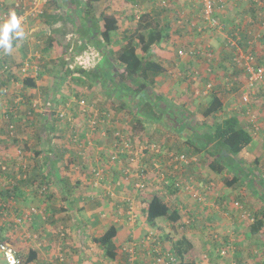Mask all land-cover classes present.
<instances>
[{
	"label": "rangeland",
	"instance_id": "rangeland-1",
	"mask_svg": "<svg viewBox=\"0 0 264 264\" xmlns=\"http://www.w3.org/2000/svg\"><path fill=\"white\" fill-rule=\"evenodd\" d=\"M150 1H152V4ZM166 1L167 0H137L134 2V6L130 5V12L133 11V13L137 16L139 13L148 11L153 17L158 19L161 24L165 22V16H167V20H169L173 13V15L176 14V18L178 17L183 19V22H176V25L179 28L177 29L181 33L178 34V31L176 32L173 30V37H169V39L177 40V44H190L189 50L192 48L191 45L200 47L202 51V54L200 55L203 56V58L201 56L197 57L195 55L190 56L185 54L183 57L182 55L178 56L179 49H177V44L172 41L170 42L169 40L167 41V50L173 51L174 57L177 58L163 56V59H161L165 63V70L168 71V74L166 73L164 76L166 77L165 85L169 89L151 90L152 94L158 93L161 95L158 97L159 103L154 106L153 109L152 102L156 103L157 100L156 97L148 94L150 88H147L146 92H134V83L128 84L130 86V90L127 91L119 89L114 85L111 86L110 83L109 86L107 84L102 87V84L99 82L102 80L101 72L104 74L103 77H106L110 81L114 80L116 76L114 73H118V71L121 70L114 62L113 55L115 50H117L121 44H124L125 42L123 34L126 33L129 35V33L132 32V28L136 26L137 21V18L135 17L126 20L121 14H124L123 9H120V7L113 2V0H100L94 3L95 5L91 10V16H94L93 20H96V25H92L91 30L88 31V35L92 37L94 36L95 38H90L87 42L82 41L83 36L80 35V32L78 31L81 19L90 15V13H86L84 11L85 6L82 2L78 4L77 9L75 6L73 11L68 9L64 12H58V14H61L57 17L59 18V24H53V22L47 24L44 21L46 18L45 16H40L36 19H27L25 21L22 25H25V27H22L25 35L21 38V40H18L16 49L18 46H21L22 43L25 48L23 53L21 52V49L18 51L17 58L19 55L21 56L26 53V57L24 56L25 60H32V64L37 65V74H35V70L33 69L28 71V74L26 75L35 79L34 81L36 86H24L23 81L17 73L19 67L15 65H17L16 63L19 62V59L24 60L23 56L16 59V61H12L11 59L7 61L8 66H11V71L15 75V78L14 80H8L6 85V88L8 89L7 93H0V184H4L3 186L6 188L12 187V183L15 184L16 175L18 173V171L14 169L17 151L23 153L22 150L34 147L33 144L36 141L41 142L42 135L45 136V140L43 141L44 145L47 142L46 138L51 134L54 138L59 136L61 139L64 137L67 138L69 134L70 137L68 141H71L72 144L78 143L74 145H78L79 149L92 146V144H90L92 137L99 136L98 140H101V143L98 147H100L99 150L103 153V158L105 157L106 159V161H104L105 165L103 164V170L105 171L106 166L108 167L112 164L111 162H113L111 160V155L115 150L113 148L114 142L112 139L116 138V132H118L119 134H124V138L129 140L131 145L130 150L132 152H136V150H138V154H131L133 160H128L130 164L129 168L131 170L130 174L128 175L127 173V176H119V178L116 179L120 182L122 180L123 182H128L136 175L135 169H137L141 164V166L145 169V172L147 171L152 178L154 177L153 179L156 178L155 180H159V174L161 172L163 173V179H165L164 181H166L167 185H165L162 190H166L169 194L167 187H169L175 179V177H172L171 173L172 170H176L173 167L174 164H165L162 167V171L153 170L150 165L151 159L154 161L153 157L148 161H145V158L150 156L151 152H155L153 150H149L148 148L142 150L139 147L152 144L155 145L156 148H159L160 153L165 152L166 150L174 152H183L187 150L188 148L182 147L180 143H183L187 140V138H193V134L195 132L201 128L203 129V127H201L203 117L200 112L203 109L202 107H205L206 104V97L204 95L214 89H219L220 98L224 102L222 109L216 113V117L221 119L227 115L239 112L237 115H239L243 120L245 115L243 114L244 112L240 111L244 108V106H241V94L248 90L246 89V74H244L245 70L242 67L239 66V68H241L239 72L236 68L231 67L230 63L228 65L226 64V67H224L225 69L222 68L223 62H229V57L232 54V50L229 49L225 43V37L227 34L224 28H227V30L230 29V26L234 24L233 19H237L238 21V18H240L242 21L237 27L239 30H236L238 31L237 37L242 35L239 34V31L242 32L243 30L247 43H244L243 39H241L240 43H238L239 48L243 52H252V54L254 52L253 56H255L257 60L260 56H257L256 54H261V51H258L257 47H259L264 54V44L260 40L264 34V23L259 25L254 21V19L258 18V15L260 16V13L263 12L250 10L249 6H253L255 8L258 6L264 7V0H224V5L221 8L222 11L219 13L222 17H219V19L217 18L221 23L220 25L223 26V29L211 28V30H209L206 23L201 21L200 23L204 32L201 34L197 33V35H194L193 29L187 28V30L186 26L178 24L186 23V17L190 18V26L197 23V19L195 17L198 18L201 10L199 8L200 5L198 4V1L193 0L195 5L191 8L192 11L188 14L187 12L181 13L182 10L179 7L180 3L176 5L175 0H170V7L167 9H165L167 6L164 8L160 7L162 6V2ZM254 3H256V5H254ZM184 4L187 6V3ZM48 6H53L52 2L49 0H47L45 11L50 8ZM113 6L119 9L117 14L111 11ZM104 11H107L110 15L114 14L118 17V30L113 33L111 37L112 41L109 44H104L102 42L99 43L101 38L99 37L98 30L102 28L103 19L101 18V12ZM253 11L257 14L256 18H254L251 14ZM51 12L49 11L46 14H52ZM260 17L264 18V13ZM65 20H67V24ZM88 22L90 23V21H87V23ZM245 22L248 23L245 24ZM249 22H251V28L247 27L245 30V25L248 26V24H250ZM56 25L62 27V29H55L54 26ZM81 30L83 31V29ZM49 31L53 32L52 34H54L56 39H58V42L54 49H52L51 53H49V51H43L42 49V44L46 41L48 36L46 34H48ZM237 40H239V38H237ZM220 45L224 47L221 48V51H218ZM14 47L15 46H13V48ZM195 51H197L196 47ZM167 52L168 51L163 52V54ZM207 53L210 54V58L204 57ZM167 54L169 56V53ZM13 58H16V56ZM187 59H189L188 61L190 63V67L188 68H190V71L192 69L193 72H198L197 77L192 75V77H189L190 79H181L175 83L174 72L181 70L180 60L186 61ZM80 60L83 62L82 64L79 63ZM80 67L84 70H93L94 68L96 70L97 68L99 73L97 78L99 81L96 80L97 78L91 79L90 76L86 77L84 74V77H81L83 81H78L74 79L75 77L71 78V76L78 77V74H82L77 72V68ZM206 68L212 69L207 70ZM179 72H177L176 75H178ZM176 79H178V77ZM114 81L116 82V80ZM88 83H91V86L87 88ZM207 84H210V88L204 94L203 91ZM147 85L149 84H146V86ZM106 90H108L107 93ZM29 92L31 94V102L29 103L31 106H34L38 112H41V116H37V113L34 119L25 118L27 121L24 120L19 122L17 121L19 117L15 118V116H18V114L26 116L30 107L27 108L28 104L24 103L20 109H13L9 107V102L13 98H16L17 100L20 97L23 98V94L28 95ZM120 94L123 96L122 100L124 99L129 102L133 100V97H135L136 94L141 96L140 100L146 98L140 103L141 106L143 105L147 109L146 116L151 120L147 121L150 124H147L144 127L145 137L142 135L143 133L139 134L140 130L135 132L133 131L132 136L130 134L123 133L124 128L117 125L118 123H116V118L114 117L115 101L113 98ZM80 98H84L89 104H86L89 106V112L80 114L78 106V100ZM22 100L23 102L25 101L24 98ZM248 100L247 106L250 108L247 110V113H252L256 117H262L264 115V81L255 86L253 90L249 91ZM49 102H51V104H48ZM184 102H187V106L183 105ZM134 105V102H132V104H130V108H133ZM61 109H65L68 116L75 118L78 121L74 120L71 126L65 119H57L56 111ZM6 112L13 115V121H11L8 116L4 115ZM95 112L97 113V119L99 120L104 114L106 119L103 125L102 122L98 121L99 124H96L94 130H90L89 128L84 129L86 119L93 116ZM150 114L153 115V119L150 118ZM95 115L96 114H94V116ZM163 116H169L170 120L166 121ZM130 118L131 116H128V119ZM244 121L246 122L244 126L250 130L247 119H244ZM208 122H211L213 125L214 119L208 120ZM125 123L127 124V121H125ZM130 123L133 125L138 124L139 127L143 126L140 122L135 123L133 118ZM241 123L243 122L241 121ZM10 125H12L11 129L9 128ZM116 128L120 129L116 130ZM83 131H85V135H89V137H85V140L80 139L79 137V134ZM201 131L204 130H200L197 133ZM260 133H263V137ZM16 137L18 138V142L13 144L12 139ZM48 139L50 140V138ZM107 139L111 141V148L107 146ZM119 139L120 145H122V139ZM54 140H58L57 144H62L61 140ZM82 140L83 142L87 141V143L83 144V142H81ZM254 140H258L259 144L262 146H260L261 149H258V145L254 143L252 145V149L258 153L261 161L264 162V120L261 121L260 131L256 134V136H253V141ZM9 148H12V158H8L7 155L4 154V152ZM185 152L188 154V159L192 158L193 160H191L189 164H186V166L181 165L180 169L187 167L188 165L189 167L191 166L192 169L195 168V172L192 170H183L182 173L186 177H190L192 180H196L201 184L199 186V193L202 200L198 201L193 197L191 201H188L190 196L188 197L187 194H183L184 197L181 200L179 199V201H188L189 204L192 203V206L188 208L187 202H184L183 205L181 204L183 207L179 210V214L181 216L177 222L168 223L169 221L161 219V221H158L157 224L159 225L160 223V227L164 226L163 228L168 227L166 228V233L169 235L168 238L175 235V237L180 238L182 234L186 233L185 230L187 228L188 232L195 234L193 238V247H195V250L192 249L191 252H187L186 257L193 258L194 260L196 259V262H199L200 260H209L212 261V263L215 262L213 264H230L235 261L237 257L239 258L238 253L242 249L245 252L249 245L251 250L245 252L249 262L253 263V260L258 258V256H264V235L259 238L257 237L259 240L257 242L255 241L257 238L252 235H248L247 233V226L250 222L248 214L249 212H252L253 208L261 206L262 203L264 204V188H262L259 184L255 185L252 180L250 181L252 186H243L242 183L240 186L237 184L229 187L225 181L229 180V177L233 175L234 168H228L219 174H215L211 172L207 166L205 152L196 151L194 147L189 148ZM78 156L82 155L79 154ZM95 156L96 155H93L91 157L94 158ZM122 159L123 158L121 156V162ZM12 163L14 164L12 165ZM161 163L162 165L164 164L163 162ZM115 164L114 166L119 169L120 166L118 165V162H115ZM236 164L237 166H241L243 168L241 163L236 162ZM3 166H5V168H3ZM80 168L81 166L78 168V174L86 172L84 170H80ZM249 170L255 172L253 173V178L256 177V173L259 178L263 177L261 173L258 171L256 172V168H249L246 171L249 172ZM76 171L77 170H74L68 174H77ZM25 172H27L26 169ZM58 172L61 174L62 171L59 170ZM109 172H112V170ZM51 173L54 174V171ZM250 174H248L246 180L252 178ZM236 175L238 176V174ZM20 178H23L22 174ZM240 179H242V177ZM211 180L214 185L209 184ZM68 183H70L69 179ZM244 183L247 182L244 181ZM45 184H42L41 188L30 186L29 183L24 184V186H28V188H31L30 191L34 192L35 190L38 194H59L58 190L60 187L55 188V186H47ZM156 184H158V182H156ZM156 184H152V186H145L143 189H134L132 186L133 192L131 194L129 193V195H135L136 200L139 201L140 198H138V196L141 197L143 193L150 192L151 190L161 191L159 188L160 186ZM101 185L102 189L105 191L104 195L106 198L110 197L107 187H109L110 191L114 192L116 195L122 196L120 193L116 192L120 191L117 188L116 182L111 183L104 178ZM254 185L256 186V189H254ZM67 186L71 189V192H73L74 188H71L70 185ZM209 186L210 188L207 189ZM205 189L208 190V194H204ZM11 195L14 196L15 194L11 193ZM248 201H250L248 209H243V206H245V203ZM4 203H6L8 211L5 212L4 210H1L0 212V223L3 224V228H5V226H10L7 225L5 221L10 222L11 226H13L12 224L16 222L19 228H23L24 223L27 222H22L23 219H25L24 217H13V219H11V205L14 206L15 204L8 202V200H5ZM4 203L3 207H5ZM30 207L35 206L29 205L27 208L30 209ZM41 207V204L38 207L36 206L34 208V213H41L40 210H43ZM25 212L28 218L32 216L31 211L26 210ZM114 215L116 216L115 212ZM144 216L145 214L141 211L139 219H143ZM206 220H210V222L206 223ZM202 221H204L203 224L206 226H204L200 231L198 228L202 225ZM3 230L5 229H2V232ZM142 234L143 231L137 236H141ZM60 236L64 237L63 235ZM154 236L157 237L156 233H154ZM190 238L192 239V237ZM260 245L262 246L260 247ZM223 249H225L226 252H224ZM139 252L140 251L137 250L138 255ZM18 255L21 259H24V253L22 251L19 252Z\"/></svg>",
	"mask_w": 264,
	"mask_h": 264
},
{
	"label": "crops",
	"instance_id": "crops-1",
	"mask_svg": "<svg viewBox=\"0 0 264 264\" xmlns=\"http://www.w3.org/2000/svg\"><path fill=\"white\" fill-rule=\"evenodd\" d=\"M8 1L10 2L11 0H8ZM49 1L50 2L54 1V3L52 7L48 6L50 8H48L45 11V13L52 11L51 12L52 15L55 14L57 17L61 15V14H58V12H64L68 9L73 11L74 7L76 6V9H77L78 4H80L77 2L78 0L77 1L76 0H53V1L49 0ZM119 1L113 0V2H115L118 5V7H120V9H123L124 14L123 13L121 14L122 16L125 17L126 20L137 17L136 14L133 13V11L130 12L131 10L130 5L134 6V2L133 3L131 2L121 3ZM150 3L152 4V1H150ZM184 3H187V6H185ZM169 4H170V0H167L166 2H164V5L160 7L164 8L167 6L165 8L167 9L170 7ZM178 4L180 5L179 7L182 10L181 13L187 12V14L190 11H192L191 8L195 5L193 3V0L192 1L178 0L176 1V5ZM94 5L95 4H93V6ZM111 11L117 14L119 9L113 6ZM166 11H169V10H166ZM104 12L109 14L107 11H104ZM57 17L56 19L50 18V19H53L51 23L53 22V24H59V20H58L59 18ZM65 21L67 24L68 23L67 20ZM3 23L4 22L0 20V25H2ZM22 27H25V25ZM54 27L55 29H62V27L58 25ZM81 28L82 27L80 23L79 28H78L80 35L84 33L86 34L87 32H83ZM85 34H84L85 37H82L83 39L82 41L87 42L89 40L87 38V34L86 35ZM18 40L19 39L17 38L12 39V42L15 41L14 43L15 45H12L11 50L7 53H5L3 48L0 47V55L6 54V57H8V60L11 59L12 61L14 60L16 61V59L21 57L22 55L21 56L19 55V57L17 58L18 51L21 49V52L23 53L24 49L22 48H25V47H23V43H22V45L18 46V48L16 49ZM260 40L264 44V34L260 38ZM161 45L167 46L165 43L164 44L162 43ZM13 46L15 47L13 48ZM221 48L222 46L220 45L218 51H221ZM257 49L258 51H261V54H258V55L260 57H264L263 51L259 47H257ZM160 52H166V51L161 50ZM171 53H173V51H171ZM163 55L168 57L166 53ZM14 56H16V58H13ZM169 57L170 58L174 57V54H171ZM161 58L163 59L162 56ZM174 58H177V57H174ZM188 60L189 59H187L186 61L180 60L181 65L182 64L185 65L186 63L187 65L186 67H190L189 66L190 63ZM181 67L182 66H180V68ZM179 71L180 70L174 72V74L176 75V73ZM17 73L22 80L23 77L19 70L17 71ZM166 73L168 74V71H163L161 74L157 75L154 79L155 83L153 85H150V84L147 85L146 88L142 91L146 92V89L150 88L149 89L150 91L148 94L150 96L156 97L155 94L151 93L152 89L153 91L156 89L168 90L169 88L165 85L166 77L164 76V74L166 75ZM10 80H14V78H11ZM140 97L141 96L136 94L135 97H133V100L129 102L124 99L122 100L123 96L121 94L116 95L115 98H113L115 101L114 117L116 118V123H118L117 125L124 128L123 133L130 134L132 136L133 131L135 132V131L140 130L139 134L143 133L142 135H144L145 137L144 127L145 125L150 124L147 121H151V120L149 119V117L146 116L147 109L143 105L141 106L140 104L146 98H143L140 100ZM156 100H157L156 103L152 102V109L154 108V106H156L159 103L158 97H156ZM132 102H134L135 105L133 106V108L132 107L130 108V104H132ZM48 104H51V102H49ZM10 105L11 104L9 102V107ZM183 105L187 106V102H184ZM191 107H194V106H191ZM19 115L20 114H18V116ZM128 116L129 117L131 116V118L128 119ZM133 116L136 118V121L134 120V122L135 123L140 122L142 123L143 126L139 127L138 124H135V125L131 124L130 121L132 120ZM152 116L153 115L150 114L151 119L154 118ZM163 118L166 121L170 120L169 116L167 117L163 116ZM76 120L77 119H75V121ZM125 121H127V124L125 123ZM241 121L243 122L242 123L243 125L246 124V122L244 121V118L243 120L241 119ZM85 128H87V125H85L84 129ZM119 129L120 128H116V130H119ZM256 134L257 133H255L254 135L256 136ZM261 135L263 137V133ZM69 137L70 135L68 134V137L67 138L64 137L62 138L63 139L62 140L59 136L54 138V136H52L51 134L50 136L46 138L47 142L43 145L45 136L42 135L41 137L42 143L39 141H36L33 144L34 147L26 148L27 151L26 149L22 150L23 153L21 156L16 155L17 156L16 163L14 166V169L18 171L16 175V179L19 180V178L21 177V174H22V177L25 178L26 173L28 175H35V176L37 175L38 178H41V179L45 176L44 180L47 181L45 185L47 186L52 185V186H55V188L60 187L58 190L59 194L57 195L56 194L53 195L52 193L38 194L37 192H35V190L34 192L30 191L31 188H28V186H24V184H27V183H24L21 185L20 190L18 191L16 195L14 196L10 195L6 199L8 200V202H12L15 204L14 206L11 205V209H10L11 210L10 216L12 217L11 219H13V217L15 218L24 217V214L26 213L25 211L26 210L30 211V209L27 208L29 205H32V206L34 205L35 207L36 206L38 207L41 204L42 205L41 209H43V210L39 209L41 213L33 212L31 217H29L28 219H23L22 222L27 221L24 223L23 228H19L16 222H14V224H12L13 226H11L10 222L5 221V223L10 226L9 227L5 226V230H3L2 233H11V238L15 239L16 244L14 248L16 249V252L19 253L22 251L24 253V259L23 258L21 259L22 264H127V254L125 251L122 250V247L130 246L131 238L140 239L148 231H153L157 234V237L160 241L159 247L162 249V251L166 250L168 252L173 253L176 259L174 263H176L177 260H179L178 257H176V254L173 250L174 243L176 242V240L180 239L181 237H185L186 240H188V242L192 244V246H194L193 238L195 234L188 232L187 231L188 228L185 230L186 233L182 234L180 238L175 237L176 235L171 236V238H168L169 235L166 233L167 232L166 228L168 227H165V228H163L164 226L160 227L161 225L160 223L159 225L156 224L154 227H150V225H148L145 220V216L143 217V219H137L135 222L130 221L125 216H121V215L115 216L114 212H112L115 209L114 203L113 201H111L110 197H107V198L105 197L104 195L105 191L102 189L101 184L104 178H106V180H108L111 183L116 182L117 188L120 190V191H116L117 193H120V195L122 196H131L129 195V193L131 194L133 192L132 186L134 182L138 180V176L136 175L133 176V178L129 180L128 182H123V180L121 182L118 181L116 178H119V176L121 177V174L118 172H117L118 174L116 173V171L119 169L118 167L114 166L115 162H111L112 164L109 165L108 167L106 166L105 171L103 170V166L105 165L104 161H106V159L105 157L103 158V153L102 151L99 150L100 147H98V145H100L101 143V140H98L99 136L92 137L93 142L92 141L90 142L92 146H87V148H80V149L78 145H74L78 143L72 144L71 141H68ZM79 137L80 139L85 140V137H89V135H85V131H83L79 134ZM48 138H50V140ZM191 138H187V139H191ZM54 139L61 140V143H62L61 149L56 148L57 145H60V144H57L58 140H54ZM83 140L81 142H83ZM106 141L108 142L107 146L111 148V141H109L108 139ZM112 141L117 142V137L112 139ZM86 143L87 141L83 142V144H86ZM254 143L258 145V149H261L260 146L262 145L259 144L258 140L252 141L251 144L249 145V149L256 155H258V153L254 149H252V145ZM180 145L184 148H188V147L192 148V146L185 145L184 142L183 144L180 143ZM185 151L183 152L185 153ZM168 152H169L168 150L162 153H160V150H159L157 154L156 152L155 153L151 152L150 156L145 158V161L150 160L152 157H156L158 160L163 162L164 165L168 164V159H167V156L169 154ZM4 154L7 155L8 158H12V155H13L12 148H9L7 151L4 152ZM79 154H81L82 156H78ZM93 155H96V156L92 158L91 156ZM120 155L123 156L124 154H120ZM13 164L14 163H12V165ZM80 166H81L80 170H84L86 172H81L80 174H78L79 173L78 168ZM94 168H98L102 171V173H100L101 180L99 181V184L96 183V185H94V181H95V175L93 171ZM25 169L27 170V172H25ZM194 169H192V167L191 166L189 167L188 165L187 167L181 168V171L192 170L195 172ZM57 170L58 171L61 170L62 171L61 174ZM74 170H77L76 171L77 174H72V175L68 174L69 172H72ZM110 170H112V172H109ZM52 171H54V174L51 173ZM250 173L251 172H247L245 171V169H243V172L241 173L243 181L250 182L253 179V173L255 172L252 171V173L251 174ZM248 174H250L252 178L246 180V177L248 176ZM153 178L148 174L147 186H152V184L154 185L156 184V182H158V184L156 185H159L160 188L162 189L164 187L165 181H162L160 177H159V180L158 179L155 180L156 178L155 179ZM68 179L70 183H68ZM258 179L259 177L257 178V180ZM257 180L254 179L252 180V182L255 183L256 185ZM196 183L199 184L197 181ZM212 183L213 181L211 180L209 184L214 185ZM3 185L4 184H0V188L4 187ZM29 185L34 186L32 184H29ZM67 185H70L71 188H74L73 192H71V189H69ZM244 185H246V183L243 184V186ZM4 189H6V187H4ZM254 189H256V186L254 187ZM183 194L185 193H178V192L174 193L172 200L173 202H176L177 206L183 207L182 205L184 204V202L188 203V201L192 200L190 196L188 201L182 200V202H180L179 199L181 200L184 197ZM187 196L189 197V195ZM4 206L5 208L3 210L7 212L8 210H7L6 203H4ZM190 206H192V203L190 204L188 203L187 207L189 208ZM35 207H30V208H35ZM140 207H141V203H140ZM203 222L204 221H202V225L199 226L198 228L200 231L203 229L204 226H206L205 224H203ZM209 222L210 220H206V223H209ZM111 223L114 224L118 229L117 235L113 239L116 245V251H115L116 255L113 259L106 256L104 253L103 247L94 242V238L99 236ZM168 223H171V222H168ZM1 226L3 227V224H1ZM142 231H143V234L141 236H137ZM247 233H248V230H247ZM60 235H63L64 237H61ZM190 237H192V239ZM255 241L258 242L259 241L258 238ZM136 248L138 251H140L139 252L140 256L138 255L139 261L141 259L142 260L144 259L147 262L146 264H151L153 259L157 257V256H154L156 254L155 252H153V247L147 248V247L138 245V247ZM192 249L195 250V247H192ZM191 250L188 252H191ZM248 250H251L250 245L247 247L245 252ZM31 252H35L36 254L35 258L32 259L31 261H26L25 258L29 256ZM245 252L242 249L238 253L239 258L236 261L237 264H260L264 260V256L262 257L258 256V258L253 260V263L249 262V259L247 258V255ZM186 255H184V258ZM196 263L197 264H213L215 262L212 263V261H209V260L207 261L200 260L199 262H196ZM0 264H5V262L1 258V255H0Z\"/></svg>",
	"mask_w": 264,
	"mask_h": 264
},
{
	"label": "trees",
	"instance_id": "trees-1",
	"mask_svg": "<svg viewBox=\"0 0 264 264\" xmlns=\"http://www.w3.org/2000/svg\"><path fill=\"white\" fill-rule=\"evenodd\" d=\"M97 1L99 0L77 1L78 3L81 2L83 3V5L85 6L84 11L86 13H90V15H88L86 18L81 19V27H82L81 29H83V32H87L86 34L88 40H90V38L92 39L95 38L94 36L93 37L89 36L88 31L91 30L92 25H96V20L95 21L93 20L94 16L93 15L91 16V10L93 8V4ZM135 1L137 0H120L119 2L133 3ZM197 1L198 4L200 5L199 8L202 9L203 5L201 3V0H197ZM213 2L216 5L211 15L212 17L219 19V17H222V15H219V13H221L222 11L221 7L219 6H221L222 3L224 4V2L222 1L221 3L219 0H213ZM53 3L54 1L52 2V4ZM254 5H256V3H254ZM249 9L255 11L257 10L264 13L263 6H258L257 8L253 6H249ZM263 13H260V16ZM251 14L253 15L254 18H256L257 14H255L254 11ZM41 16L46 17L44 20L47 24L53 21V19L50 18L56 19L57 17L55 14L52 15L46 13L45 15L43 14ZM260 16L258 15V18L256 19L253 18L254 21L259 25L264 23V18ZM101 18L103 19V23H102V28L98 30L99 37L101 38L99 43L102 42L104 44H109L111 42V37L113 33L118 30V24H117L118 18L114 14L110 15L104 12L101 13ZM186 18H187V21H185L186 23H182L178 25L186 26V29L187 28L193 29L194 35H197V33L201 34L204 32L203 28L200 31L197 30V28L201 25L200 22L201 21L204 22V17L202 16H199L198 18L195 17L197 19V23L193 24V26H190L189 24L190 18L189 17ZM164 19L165 22L161 24L158 19H156L151 15L150 12L148 11L142 12L138 15L136 19L137 20L136 26L132 28V32L129 33V35L126 33L123 34L124 36L123 38L125 39V42L124 44H121V46L117 50H115L113 55L114 62L121 69L120 71H118V73H114L116 74L114 78L116 82L114 80L109 81L106 77H103L104 74L102 72H101L102 80L99 81L97 78L99 74L97 68L96 70L95 68L93 70H84L81 67L77 68V72H80L82 74H78V77L71 76V78L75 77L74 79L81 81L82 80L81 77H84V75H86V77L90 76L91 79L97 78L96 80H98L102 84V87H104V85L106 86L107 84L109 86L110 83L111 86L114 85L119 89L127 90V91L130 90V86L128 84L134 83L135 84L134 91L136 92L144 90L146 88V84L153 85L155 83L154 81L155 77L161 74L163 71H166L164 65L165 63L161 60L162 59L161 56L163 57L164 55L163 52L160 51L161 50L168 51L167 53H169V56L171 54H174V52L171 53V51L167 50V47L165 45H161V44L162 43L166 44L168 40L170 42L172 41L173 43L175 42V44H177V40L169 39V37H173L172 36L173 30L177 32L179 29L178 26L176 25V22L178 23L177 21L178 17L176 18V14H175L172 15L170 19L168 18L169 20H167V17H164ZM87 21H90V23L89 22L87 23ZM233 21L234 24L230 26L231 27L230 29L227 30V28H224L227 34L226 37L227 36L231 37L233 35V32L239 30L237 27L242 20L238 18V21L237 19L236 20L233 19ZM246 23L248 22H245V24ZM249 23L250 24H248V26L245 25V30L247 27L251 28V22ZM219 24L221 23L219 22ZM209 30H211L210 27ZM52 33L53 32H49L48 34H46L48 36L46 41L42 44L43 51L52 52V49H54V47L56 46L58 39H56L55 35ZM179 33L181 32L178 31V34ZM84 34H82L83 37H85ZM239 34L242 35L240 36L238 43H240L241 39H243L244 43H247L246 41L247 39H245L244 31L243 30L242 32L239 31ZM11 43L12 45H15L14 44L15 41L14 42L11 41ZM177 46H178L177 49L179 50L182 49L183 51V54L178 53V56L182 55L183 57L184 53L185 55H190V56L192 55V53L189 51L190 44L189 45L188 43L177 44ZM223 47L224 46H222V48ZM229 49L232 50V54L229 57L230 60L229 62L226 63L223 62L222 68L226 67V64L228 65L230 63L231 67L236 68V70L240 72L241 70V68H239L240 65L237 63L236 59H234L235 57L234 48H229ZM244 53H248V52H244ZM253 55L254 52L252 56ZM256 55L259 56L258 54ZM22 56L23 58L24 56L26 57V53H24ZM195 56L200 57L201 55L195 54ZM201 57L203 58V56ZM204 57L210 58V55L205 54ZM24 60L19 59L18 60L19 62L16 63L17 66L18 67L22 66ZM252 60H254V64L256 66L257 65L264 66V57H259L256 60L255 56H253ZM7 61H8V57H6V54L0 55V87H4V86L6 87L8 80H10L11 77L15 78V75L11 71V66H9L8 69L4 68V66L8 65ZM181 66L182 67L179 74L174 75L176 76L175 83H177L181 79H185V80L190 79L189 77L190 76L192 77V75L197 77L198 72L196 71L193 72L192 69L190 71V68L186 67L187 66L186 63L185 65L182 64ZM211 69L209 68L207 70H211ZM244 74H247V72H244ZM177 77L178 79H176ZM34 80L35 79L33 77H29V76H26L22 79L24 86H30V87L36 86ZM90 86L91 83H88L87 88ZM218 90L219 89H214L212 91L207 92V94L204 95L206 97V104L205 107H202L203 109L200 112V114L203 117L202 125H201L203 129L201 128L200 130H204V131L197 133L198 131H200L198 130L197 132H195L196 134L194 133L193 138L185 140L184 144L194 147L196 151L205 152V157L207 158V166L209 167L211 172L215 174H219L228 168L230 169L234 168L233 175L229 177V180L225 181L227 186L231 187L237 184H239V186L242 183L245 184L243 179H240L242 177L241 173L243 172V169H245L246 171L249 168H254V169L256 168V170L259 173H261L263 177H260L261 179L259 178L257 180L258 176L256 173V177L253 179L257 180V185L259 184L260 186H262V188H264V162L261 161L258 155H256L249 149V145L253 141L254 134H252V132L248 130L247 127L241 123V118L239 115H237V113L239 112H235L236 114L227 115L221 119L219 117H216V113L220 109H222L224 104V102L220 98V93ZM107 91L108 90H106V93ZM155 95L156 97H160V95L158 94ZM23 98L25 100L24 102L22 100ZM23 98L20 97L19 98L20 100L19 99L17 100L16 98L10 100V104H11L10 107L13 109H20L24 103L28 104L27 108L30 107V109L26 113V116L25 115L22 116V114L19 116H15V118L19 117L17 121L22 122L25 120V118L34 119L37 113H38L37 116L39 115L41 116L40 114L41 112H38V110H36L35 107L31 106L29 103L31 102L30 92L28 95L23 94ZM241 106H244V108H242L240 111L244 112L243 113L245 115L244 119H247L248 117L247 110L250 107L247 106V103H242ZM5 116H8V118L11 119V121L14 120L13 115H11L8 112H6ZM57 119L59 118L57 117ZM104 119H106L105 116ZM133 119L136 121V118L134 116ZM207 119L208 120L214 119L213 125L211 124L212 121L208 122ZM261 120L262 121L264 120V115L262 116ZM12 142L13 144H16L18 142V138L17 137L13 138ZM56 148L61 149V145H57ZM125 155L126 154L124 153V155L122 156L123 158L122 162L120 161L118 163V165L120 166L119 170L116 171V173L118 172L121 174V176L124 177L127 176V173H125L126 167L127 168L130 167V164L128 162V160L130 159L129 158L127 159V156ZM236 162L241 163L243 168L241 166H237ZM137 169H135L136 172ZM249 172L252 173L251 170H249ZM236 174H238V176ZM44 178L45 176L41 179L38 178L37 175L36 176L28 175L26 173L25 178H19V180L15 179V184L12 183L11 185L12 187H8L9 189L8 188L4 189V187L0 188V211L5 208L3 207V203L11 195V192H13L16 195L20 190L21 185L24 183L33 184L35 187L41 188L42 184L47 183V181H45ZM164 185H167L166 181ZM246 185L250 186L251 183L247 182ZM173 187H174L173 184L167 187L169 194L167 193L166 190H162V191L151 190L150 192L143 193L141 197L138 196V198H140L141 201V208L145 212V220L147 224L150 225V227H154L158 221H161V219H165L166 221H169L171 223L177 222L180 219L179 206H177L176 202H173L172 200L173 194L175 193L176 190H178V188H173ZM165 196L166 197L169 196V198L166 199ZM249 202L250 201L245 203L243 209H248ZM248 216H249L248 219H250L249 220L250 222L247 226L248 234L252 235L255 238L257 237L259 238L260 236L264 235V204L262 203L261 206L253 208L252 212L251 213L249 212ZM2 229L5 228H3L0 223V243L10 242L11 244H13V246H15L16 241L15 239L11 238V233H2ZM117 231H118L117 227L111 223L99 236L94 238V242L102 246L105 255L111 259H113L116 255L115 252L116 245L113 239L117 235ZM261 246L262 245H260V247ZM192 247H193L192 244H190L185 237H181L180 239L176 240V242L174 243L173 250L176 254V257H178L179 260H177V262L174 264H197L193 258H187L186 256L184 258V255H186L187 252L192 249ZM35 256H36L35 252H31L30 255L25 258V260L31 261L32 259L35 258ZM237 259L238 257L236 258L235 261L231 262L230 264H237L236 262ZM21 264H22V260H21ZM260 264H264V260Z\"/></svg>",
	"mask_w": 264,
	"mask_h": 264
},
{
	"label": "built area",
	"instance_id": "built-area-1",
	"mask_svg": "<svg viewBox=\"0 0 264 264\" xmlns=\"http://www.w3.org/2000/svg\"><path fill=\"white\" fill-rule=\"evenodd\" d=\"M219 1L222 3V0H219ZM201 3L203 6H202L201 12L198 15V17L199 16L204 17V22L206 23V26L208 28L209 27L218 28V29L222 28L218 20L212 17L211 15L216 5L214 4L213 0H201ZM46 4H47V0H11L10 2L8 0H0V20L5 22L6 20H8L9 14L14 13L19 18L21 26H22L27 19H36L40 17L41 15H43L45 12ZM162 5H164V2H162ZM223 5L224 4L222 3L221 6L219 7L222 8ZM185 20L187 21V18H185ZM177 21L180 23V22H183V19L178 18ZM202 28L203 27L200 25L197 28V30L200 31ZM237 35H238L237 31L233 32V35L231 37L227 36L225 38V43L228 48H234V55H235L234 59H236L240 67H242L245 70V72H247L246 89L248 90H246L244 93L241 94L242 101L241 100L240 101L242 103H248L249 91L253 90L255 86H257L258 84L264 81V66H259V65L256 66L254 64V60H252L253 58L252 53L251 52L244 53L239 48V44H238L239 40H237V38L240 39V36L237 37ZM191 46L192 48L189 51L192 53V55L202 54V51L200 50L198 46L196 45H191ZM195 47L197 48V51H195ZM178 53L183 54L182 49L178 50ZM207 55H210V54L207 53ZM32 63H33L32 60L26 59L25 61H23L22 66L18 68L23 78L26 77V75L28 74L27 73L28 71H31L33 69L35 70V74H36L38 67L37 65H33ZM79 63L82 64L83 62L80 60ZM4 68L8 69L9 66L8 65L4 66ZM209 88H210V84H207L205 86L203 93L205 94ZM6 91H7V88L5 86L0 87V93H5ZM86 104L88 103L86 102L84 98H81L80 100H78L80 114L89 112L88 111L89 106H87ZM94 114L96 115L94 116ZM94 114L93 116H90V118L86 119L85 121V125H87V128H89L90 130L95 129L98 121L102 123L105 121L104 114L102 115V117H100V120L97 119V113L95 112ZM57 115L59 118L65 119L71 126H72L73 121L75 120V118H72L67 115L65 109H61L59 111L57 110ZM247 121L249 123L250 131L252 132V134L258 133L260 129L261 118L259 116L256 117L252 113H248ZM9 128L11 129L12 125H10ZM116 133H117L116 134L117 142L113 143V148L115 151L113 150L114 153L111 155V160L113 162L119 163L121 161L120 154H124V153L126 154L125 156H127V159L129 158L130 160H133V157L131 154H135V155L138 154V150H136V152H132L130 150L131 145L129 143V140L125 139L124 135L119 134L118 132ZM119 138L122 139V145H120ZM139 148H141L142 150L148 148L149 150H153L154 152H159V148L158 147L156 148V146L152 144H147ZM17 155L21 156L22 153L20 151H17ZM187 155L188 154L184 152L171 151L169 152L167 156L168 164L169 165L174 164L173 167L176 169V170H172L171 172L172 177H175L172 183L174 186L173 188H178L182 190L183 192H186L187 194H189L192 198L194 197L198 201H201L202 198L199 193V184H197L194 180H192V178L186 177L185 175H183L180 169L181 165L186 166V164H189V162L193 160L192 158L188 159ZM151 167L153 168V170L160 169L161 164L156 161H152ZM3 168H5V166H3ZM93 171L95 175L94 185H96V183L99 184V181L101 180L100 173H102V171L98 168H94ZM130 172H131L130 168L126 167L125 173H128L129 175ZM136 176H138V180L134 182L133 188L143 189L146 186L145 178L147 176V171L145 172V169L139 165L137 172H136ZM160 177L161 179H163L164 177L162 172L160 173ZM208 188H210V186L207 187V189ZM107 189H108V194L110 195L114 203V207H115L114 212L116 213V216L117 215L125 216L126 218H128L130 221H133V222L139 219L141 207H140V202L136 200L135 196H118L114 192L110 191L109 187H107ZM204 192H205L204 194H208V190L205 189ZM167 198L168 197H166V199ZM30 211L33 213L35 212V209L30 208ZM24 218L28 219V217L26 216V213L24 214ZM138 245L147 247V248L153 247V252H155L156 254L154 256H157V257L153 259L151 264H174V262L176 261L172 252H168L166 250L162 251V249L159 247L160 241L158 237L154 236V232L148 231L147 233L143 235L141 239L131 238L130 246L122 247V250L125 251L127 254V264H146L147 263L144 259L143 260L141 259V260L145 263H143L141 260L140 261L138 260V253H137V248H136L138 247ZM223 251L226 252L225 249H223ZM0 255L6 264H21V259L17 255L15 248L12 246V244L8 242L0 243Z\"/></svg>",
	"mask_w": 264,
	"mask_h": 264
},
{
	"label": "clouds",
	"instance_id": "clouds-1",
	"mask_svg": "<svg viewBox=\"0 0 264 264\" xmlns=\"http://www.w3.org/2000/svg\"><path fill=\"white\" fill-rule=\"evenodd\" d=\"M140 14V13H139ZM138 14V15H139ZM137 15V17H138ZM136 17V18H137ZM24 30L21 26V23H20V20L19 18L14 14V13H10L9 14V18L8 20H6L2 25H0V47L3 48L4 52L7 53L11 50V47H12V39L13 38H17V39H21L24 37ZM56 116L58 117L57 115V111H56ZM59 118V117H58ZM262 118V117H260ZM59 119H62V118H59ZM64 120V119H63ZM262 121V120H261ZM260 129H261V124H260ZM259 129V131H260ZM171 152V151H169ZM168 152V153H169ZM174 152V151H173ZM158 152H156L157 154ZM168 159V158H167ZM153 160L160 163L162 165V163L160 161H157L158 159L157 158H154L153 157ZM152 162V160H151ZM151 165V164H150ZM164 166V164L160 167V169H156V171H162V167ZM172 172V171H171ZM147 176H148V173H147ZM147 176L145 178V185L147 186ZM159 177H160V174H159ZM161 179V177H160ZM162 181H164L165 179H161ZM196 181V180H195ZM136 182V181H135ZM198 182V181H197ZM199 183V182H198ZM201 184L199 183V186ZM165 186V185H164ZM160 188V187H159ZM161 189V188H160ZM162 191V189H161ZM175 192H181V193H185L187 194L186 192H183L182 190L178 189L176 190ZM164 193V191H163ZM177 194V193H176ZM174 195V194H173ZM189 195V194H187ZM190 196V195H189ZM166 198V197H165ZM169 198V197H168ZM192 198V197H191ZM139 202L141 203L140 199H139ZM180 208H182L181 206H179V210ZM142 210V208H141ZM143 212V210H142ZM144 213V212H143ZM145 214V213H144ZM155 233V232H154ZM157 236V234H156ZM141 239V238H140ZM11 244V243H10ZM17 253V252H16ZM18 255V254H17ZM21 259V258H20ZM4 261V260H3ZM5 262V261H4ZM6 264V263H5Z\"/></svg>",
	"mask_w": 264,
	"mask_h": 264
}]
</instances>
